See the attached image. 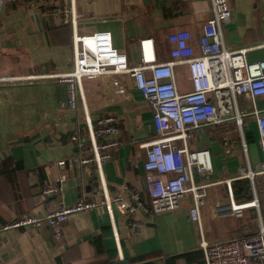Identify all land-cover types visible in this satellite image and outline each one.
I'll return each mask as SVG.
<instances>
[{"label": "crops", "instance_id": "1", "mask_svg": "<svg viewBox=\"0 0 264 264\" xmlns=\"http://www.w3.org/2000/svg\"><path fill=\"white\" fill-rule=\"evenodd\" d=\"M229 1L232 19L222 27L224 46L237 49L262 43L264 0ZM211 14L210 0H0V77L16 78L0 81V227L24 214L41 217L55 207L78 199L98 201L104 194L129 199L136 193L150 206L143 167L146 152L141 145L157 133L152 106L133 79L127 74L109 80L83 79L76 107L71 109L66 86L58 79L23 78L69 72L74 32L108 31L113 46L131 66L139 65L140 41L146 39L152 41L158 62L168 60L173 46L169 36L179 31L190 33V44L199 53L202 26ZM246 58L249 62L264 59V46L250 48ZM174 71L179 91H190L187 65H177ZM112 78L122 83L130 99L113 93ZM261 100L264 103V97ZM106 116L113 117L117 127V133L106 138L121 144L111 150L100 171L93 162L69 166L67 159L77 153L90 155L86 121L96 130ZM248 118L244 126L253 121L256 134L244 131L246 153L240 135L238 141L234 138L233 154L240 157L228 158L231 164L223 165L224 169L217 162L214 166V157L223 149L218 133L198 131L190 139L195 147L209 149L213 157L212 173L197 176L196 182L223 187L214 192L213 201L202 204L201 228L191 220L187 200L161 213L116 208L109 213L98 206L70 215L58 238L47 226L0 230V264H205L201 234L215 241L254 232L260 221L264 224V178L260 177L254 181L256 193L261 188L259 213L256 209L240 217L214 213V203L228 195L221 181L236 176L247 163L253 168L263 159L256 123ZM228 126L236 128L233 123ZM73 135L82 140V147ZM247 137L252 141L247 142ZM250 145H255L253 155ZM61 160L63 165L58 164ZM49 185L58 186V191L43 197L42 189ZM230 187L235 200L253 198L249 179L232 181Z\"/></svg>", "mask_w": 264, "mask_h": 264}, {"label": "built area", "instance_id": "2", "mask_svg": "<svg viewBox=\"0 0 264 264\" xmlns=\"http://www.w3.org/2000/svg\"><path fill=\"white\" fill-rule=\"evenodd\" d=\"M210 2L212 14L202 26L199 53H195L190 44V33L179 31L169 36L173 46L168 60L158 62L152 41L146 39L140 41L139 65L131 66L127 57L113 46L108 31L91 34L74 32L73 61L69 72L28 75L23 78L28 81L58 79L66 86V103L71 109L76 107L77 90L80 91L83 79L109 80L118 74H127L133 79L136 89L152 106L153 125L157 133L154 139L141 145L146 152L143 167L150 206H146L136 193H131L129 199L104 194L98 201L78 199L72 204L55 207L41 217L24 214L1 226V231L47 226L53 237L58 238L62 235V224L72 214L98 206H104L109 213L113 208L128 213L138 209L154 213L169 212L178 207V200L186 193H190L192 199L189 216L201 228L202 198L210 184H198L195 179L197 176L211 174L213 162L210 150L195 147L190 139L198 131L217 133L220 130L218 137L223 151L226 155H232L236 141L229 135L227 127L233 123L240 132V145L246 153L248 146L244 139V118L247 115H251L256 123L263 159L253 168L247 163V168H240L236 176L221 181L226 184L228 195L226 199L214 203V213L217 216L235 217L244 215L248 209H256L259 213L254 181L259 176L264 178V108L257 106L256 99L264 96V59L249 62L246 53L252 47L264 46V40L255 46L227 49L224 46L222 27L231 21L232 10L227 0ZM261 24L264 35V16ZM180 64L187 65L190 91L181 92L177 87L174 68ZM9 79L16 78L0 77V81ZM111 86L113 93L130 99L120 81L112 78ZM239 97L250 108L248 113L240 111ZM100 121L102 126L96 130H93L89 120L86 121L90 155L77 153L67 159L69 166L72 162H93L100 171L103 163L110 158L111 150L121 144L120 141L106 138L117 133L115 119L106 116ZM71 138L79 148L82 147L83 142L77 135ZM100 138L101 141L98 140ZM64 163L63 160L58 162L60 165ZM240 179L250 180L252 199L233 198L230 184ZM57 191L58 186H45L42 196ZM199 247L205 264H264V224L260 221L254 232L237 233L215 241H207L201 234Z\"/></svg>", "mask_w": 264, "mask_h": 264}, {"label": "rangeland", "instance_id": "3", "mask_svg": "<svg viewBox=\"0 0 264 264\" xmlns=\"http://www.w3.org/2000/svg\"><path fill=\"white\" fill-rule=\"evenodd\" d=\"M227 3H228V6H229V8L230 9H232L231 8V5H230V1L229 0H227ZM118 78H121V76H118ZM264 96H261V97H258L257 99H256V104H257V106L259 107V108H261V107H263L261 104H264L263 103V100H261L262 98H263ZM261 100V101H260ZM239 108H240V111L242 112V113H248L249 111H250V108L247 106V104H246V102L242 99V98H240L239 99ZM248 117H250V118H252L251 117V115H247ZM246 116V117H247ZM250 118H248V119H250ZM232 128H233V126H232ZM231 128V126H228L227 127V130H229V135L234 139H236L237 141H238V137H239V135H240V133H239V131H238V129H236V128H234V129H232ZM223 131H224V129H223ZM222 131V132H223ZM244 131L247 133V134H250V133H255L256 134V132H255V126H254V124H253V121H252V124L251 125H245L244 126ZM244 132V133H245ZM217 133L219 134L220 133V130H217ZM250 153H251V155H253V153H254V148H255V145H250ZM221 150H222V153H220V156H218V158L217 159H215V157H214V166H215V162H217L219 165H221V168L222 169H224L225 167H223V165L225 166V165H229V164H231V162L230 161H228V158H230V159H232V160H234L235 158L236 159H238V157H240V155H235V154H233V155H226V154H224V152H223V149L221 148ZM214 151L212 150V153H213ZM212 159H213V157H212ZM212 162H213V160H212ZM233 163V162H232ZM238 173V170L236 171V173L235 174H237ZM261 179H263V177H261V176H259ZM216 179V178H215ZM260 182H262V181H260ZM264 182H262V185H264L263 184ZM222 189H223V187L222 186H219V187H208V188H206L205 189V196L202 198V200H203V204H204V202H211V201H213L214 200V198H215V191H222ZM257 194V198H258V201H259V205H260V194L258 195V193H256ZM263 198H264V192H263ZM184 200H187V202L189 203V207L192 205V199H191V194L190 193H186V194H184L183 195V197L182 198H180L179 200H178V206H180L181 205V202H183ZM200 212H202V206H201V209H200ZM247 221H248V223H251V220H250V217L249 216H247ZM222 239V238H221ZM216 240H218V239H216Z\"/></svg>", "mask_w": 264, "mask_h": 264}, {"label": "trees", "instance_id": "4", "mask_svg": "<svg viewBox=\"0 0 264 264\" xmlns=\"http://www.w3.org/2000/svg\"><path fill=\"white\" fill-rule=\"evenodd\" d=\"M246 140H247V142H251L252 141V137H247L246 138ZM233 186V185H232ZM233 188V191L235 192L236 191V187L235 186H233L232 187ZM258 190V189H257ZM261 191V188H259V190H258V192L257 193H259ZM247 198H250V197H247ZM247 200H250V199H247Z\"/></svg>", "mask_w": 264, "mask_h": 264}, {"label": "water", "instance_id": "5", "mask_svg": "<svg viewBox=\"0 0 264 264\" xmlns=\"http://www.w3.org/2000/svg\"><path fill=\"white\" fill-rule=\"evenodd\" d=\"M119 264H127V262H126V261H124V262H120Z\"/></svg>", "mask_w": 264, "mask_h": 264}]
</instances>
